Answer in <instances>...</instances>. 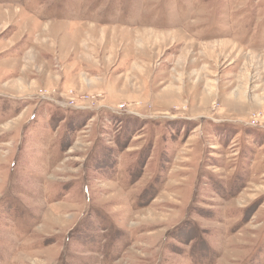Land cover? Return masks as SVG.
Masks as SVG:
<instances>
[{
	"label": "rangeland",
	"instance_id": "obj_1",
	"mask_svg": "<svg viewBox=\"0 0 264 264\" xmlns=\"http://www.w3.org/2000/svg\"><path fill=\"white\" fill-rule=\"evenodd\" d=\"M0 264H264V0H0Z\"/></svg>",
	"mask_w": 264,
	"mask_h": 264
}]
</instances>
